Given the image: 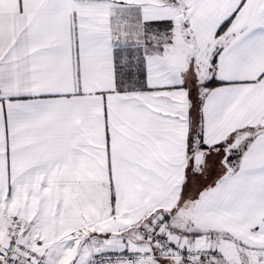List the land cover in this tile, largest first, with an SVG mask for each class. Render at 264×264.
<instances>
[{
    "label": "snow or ice",
    "instance_id": "obj_1",
    "mask_svg": "<svg viewBox=\"0 0 264 264\" xmlns=\"http://www.w3.org/2000/svg\"><path fill=\"white\" fill-rule=\"evenodd\" d=\"M0 264H264V0H0Z\"/></svg>",
    "mask_w": 264,
    "mask_h": 264
}]
</instances>
